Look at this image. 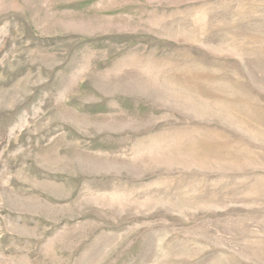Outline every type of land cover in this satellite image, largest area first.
Instances as JSON below:
<instances>
[{
  "label": "rangeland",
  "instance_id": "1",
  "mask_svg": "<svg viewBox=\"0 0 264 264\" xmlns=\"http://www.w3.org/2000/svg\"><path fill=\"white\" fill-rule=\"evenodd\" d=\"M0 264H264V0H0Z\"/></svg>",
  "mask_w": 264,
  "mask_h": 264
}]
</instances>
